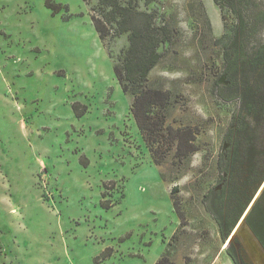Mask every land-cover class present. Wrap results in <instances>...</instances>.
Segmentation results:
<instances>
[{
  "label": "rangeland",
  "instance_id": "obj_1",
  "mask_svg": "<svg viewBox=\"0 0 264 264\" xmlns=\"http://www.w3.org/2000/svg\"><path fill=\"white\" fill-rule=\"evenodd\" d=\"M135 2L173 29L148 79L182 96L172 126H191L196 151L154 164L113 72L128 35L109 40L110 58L95 2L0 0V264H155L165 251L174 264H233L204 197L231 121L264 124V75L246 66L245 90L218 82L232 30L264 0ZM257 29L238 39L247 52L264 44ZM235 231L244 259L264 264L246 223Z\"/></svg>",
  "mask_w": 264,
  "mask_h": 264
},
{
  "label": "trees",
  "instance_id": "obj_2",
  "mask_svg": "<svg viewBox=\"0 0 264 264\" xmlns=\"http://www.w3.org/2000/svg\"><path fill=\"white\" fill-rule=\"evenodd\" d=\"M82 1L88 6L96 3V7H90L92 24L110 58L109 40L128 35L127 47L112 58L113 72L123 94L131 100L130 114L154 164L162 166L171 162L177 167L183 165L196 151L195 132L191 126H172L179 118L175 113L183 98L163 88H155L148 79L149 73L161 61L160 49L170 43L174 36L173 29L164 25L163 17L158 16L157 12L141 11L135 0ZM213 1L219 4V0ZM260 25L264 26V8L240 18L239 27L232 30L231 50L224 52L225 68L219 83L229 84L236 89H250L249 84L244 83V77H240L246 66L253 74L264 75V44L255 45L250 52L245 51L246 46L241 41L238 44L239 37L255 35ZM224 37L216 42L221 43ZM239 45L241 47L237 48ZM217 170L215 187L204 198L217 211L212 213L222 240L226 241L264 180V124L257 122L254 128H250L242 119H233L221 146ZM160 176L164 182L167 181L164 173ZM172 205L182 222L184 215L178 200L173 198ZM245 222L264 250V189ZM226 253L233 264H240L231 242L226 247ZM155 264L174 263L169 261L168 252L165 251Z\"/></svg>",
  "mask_w": 264,
  "mask_h": 264
},
{
  "label": "water",
  "instance_id": "obj_3",
  "mask_svg": "<svg viewBox=\"0 0 264 264\" xmlns=\"http://www.w3.org/2000/svg\"><path fill=\"white\" fill-rule=\"evenodd\" d=\"M263 188H264V185H263V187H262V189H261V191L263 190ZM260 191V192H261ZM260 192H259V190H258V192L256 193V195L254 196V198H253V200H252V202H250V204L247 206V208L244 210V212L241 214V216H240V219H239V221H238V223L241 221V224H243L244 223V220H245V218H246V216L248 215V213L250 212V210H251V208H252V206H253V204L255 203V201H256V199L258 198V196L260 195ZM258 194V195H257ZM234 229H235V227H234ZM234 229L232 230V232H231V234H230V236L227 238L228 240H227V242L226 243H229L230 241H231V239L233 238V236H235L236 235V231L235 232H233L234 231ZM263 249V248H262Z\"/></svg>",
  "mask_w": 264,
  "mask_h": 264
},
{
  "label": "flooded vegetation",
  "instance_id": "obj_4",
  "mask_svg": "<svg viewBox=\"0 0 264 264\" xmlns=\"http://www.w3.org/2000/svg\"><path fill=\"white\" fill-rule=\"evenodd\" d=\"M264 185V180L262 181V183H261V185L259 186V188L257 189V191H256V193L258 192V190H260V189H262V186ZM264 189V188H263ZM262 192V191H261ZM261 192H260V194H261ZM256 193L254 194V196L256 195ZM254 196H253V198H254ZM259 197V196H258ZM253 200V199H252ZM257 200V199H256ZM252 202V201H251ZM239 219H240V217H239ZM239 219L237 220V222H236V224H235V226L234 227H236V225L238 224V221H239ZM244 222H245V220H244ZM246 223V222H245ZM247 225V224H246ZM254 235V234H253ZM255 236V235H254ZM256 238V237H255ZM258 241V240H257ZM231 242V241H230ZM229 242V243H230ZM228 244V243H227ZM235 244H232V249L236 252V255H237V258H238V261H239V263L240 264H249L245 259H244V257H243V254H242V250H241V248H239V249H236L235 247ZM261 246V245H260ZM262 247V246H261Z\"/></svg>",
  "mask_w": 264,
  "mask_h": 264
}]
</instances>
